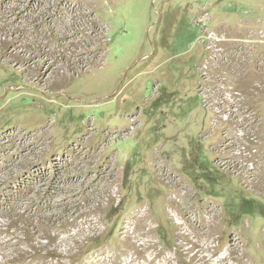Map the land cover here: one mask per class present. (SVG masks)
<instances>
[{
  "label": "rangeland",
  "instance_id": "1",
  "mask_svg": "<svg viewBox=\"0 0 264 264\" xmlns=\"http://www.w3.org/2000/svg\"><path fill=\"white\" fill-rule=\"evenodd\" d=\"M0 262L264 264V0H0Z\"/></svg>",
  "mask_w": 264,
  "mask_h": 264
},
{
  "label": "bare ground",
  "instance_id": "2",
  "mask_svg": "<svg viewBox=\"0 0 264 264\" xmlns=\"http://www.w3.org/2000/svg\"><path fill=\"white\" fill-rule=\"evenodd\" d=\"M88 221V220H87ZM82 227V226H81ZM4 261V260H3ZM8 261H10V260H8ZM11 261H13V260H11ZM1 263V262H0Z\"/></svg>",
  "mask_w": 264,
  "mask_h": 264
},
{
  "label": "crops",
  "instance_id": "3",
  "mask_svg": "<svg viewBox=\"0 0 264 264\" xmlns=\"http://www.w3.org/2000/svg\"><path fill=\"white\" fill-rule=\"evenodd\" d=\"M260 5V4H259Z\"/></svg>",
  "mask_w": 264,
  "mask_h": 264
}]
</instances>
